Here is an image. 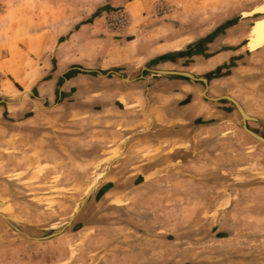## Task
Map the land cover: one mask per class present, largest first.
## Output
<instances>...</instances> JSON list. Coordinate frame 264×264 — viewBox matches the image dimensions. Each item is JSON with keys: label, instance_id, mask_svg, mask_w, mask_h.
I'll return each instance as SVG.
<instances>
[{"label": "rangeland", "instance_id": "rangeland-1", "mask_svg": "<svg viewBox=\"0 0 264 264\" xmlns=\"http://www.w3.org/2000/svg\"><path fill=\"white\" fill-rule=\"evenodd\" d=\"M245 126L264 0H0V264H264Z\"/></svg>", "mask_w": 264, "mask_h": 264}, {"label": "crops", "instance_id": "crops-1", "mask_svg": "<svg viewBox=\"0 0 264 264\" xmlns=\"http://www.w3.org/2000/svg\"><path fill=\"white\" fill-rule=\"evenodd\" d=\"M159 63H162V62H160V61H158ZM166 63L167 62H164V66L166 65ZM160 67H158V69H159ZM158 69H153V70H151V69H146V68H144L143 69V71H142V73H143V77H155V76H158L157 75V73H159V71H158ZM174 83L175 84H177L178 86H179V89H184V88H187L188 87V85L187 84H185L184 82H181V80H175L174 81ZM150 96H151V94H150ZM151 101H153V97H150L149 98ZM177 100H180V99H178V97H174L173 99H172V101L174 102H177ZM199 102V101H198ZM192 104V103H191ZM190 104V107L188 106L187 107V109L189 108V112H190V114H200L199 113V111L203 108V105L205 104V103H201V102H199L198 103V105H195L196 103H194L193 102V104L191 105ZM151 105H152V103H151ZM207 106V105H206ZM187 109H184V110H186L187 111ZM186 111H184V112H186ZM154 118H155V116H154ZM183 118H185V116L184 115H173L172 113H170L168 116H166V118H165V121L164 122H166V123H164V124H168V125H170V124H176V123H178L179 121H182V120H179V119H183ZM235 264H238L237 262H235Z\"/></svg>", "mask_w": 264, "mask_h": 264}, {"label": "water", "instance_id": "water-1", "mask_svg": "<svg viewBox=\"0 0 264 264\" xmlns=\"http://www.w3.org/2000/svg\"><path fill=\"white\" fill-rule=\"evenodd\" d=\"M184 75H186L187 77H190V78H193V79H194V77H193L192 75H190V74H184ZM203 82H204V83H207V80L204 79ZM226 99H229L230 101H232V102L236 105L237 109L239 110V112H240L241 116L243 117V119L245 120V122H246V121H254V120H255V118H252V117L247 116V114H246L245 110L243 109V107H242V106H241L236 100H234V99H232V98H230V97H226ZM245 130L247 131V133H248L249 135H251L252 137H254L255 139H257L258 141L264 143V137H263V136H261V135L255 133V132H253V131H251V130L248 129L246 126H245ZM126 145H127V142H126L125 145H124V149H126ZM96 188H97V187H96ZM96 188H95L93 191H91V192L93 193V192L96 190ZM89 198H90V194L87 195V196L83 199V201H82L81 204H82V205H85V203L89 200ZM73 219H74V218H73ZM70 225H71V222H69V223L67 224V227H69ZM64 231H65V228H64L63 230H61L60 232H55V233H53V234H51V235H48V236L42 238V240H50V239H53V238H55V237L61 235Z\"/></svg>", "mask_w": 264, "mask_h": 264}, {"label": "bare ground", "instance_id": "bare-ground-1", "mask_svg": "<svg viewBox=\"0 0 264 264\" xmlns=\"http://www.w3.org/2000/svg\"><path fill=\"white\" fill-rule=\"evenodd\" d=\"M17 72V71H16ZM15 76H16V78H18L19 76L18 75H16V74H14ZM29 80V79H28ZM26 84V83H25ZM29 93H31V92H29ZM29 93H26V92H24V94L23 95H25V94H29ZM248 116V115H247ZM99 182V181H98ZM96 185V184H95ZM96 188V187H95ZM3 204V202H0V205H2Z\"/></svg>", "mask_w": 264, "mask_h": 264}]
</instances>
